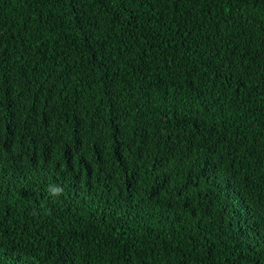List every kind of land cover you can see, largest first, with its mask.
Segmentation results:
<instances>
[{
	"label": "trees",
	"instance_id": "16d2710c",
	"mask_svg": "<svg viewBox=\"0 0 264 264\" xmlns=\"http://www.w3.org/2000/svg\"><path fill=\"white\" fill-rule=\"evenodd\" d=\"M0 264H264V0H0Z\"/></svg>",
	"mask_w": 264,
	"mask_h": 264
},
{
	"label": "clouds",
	"instance_id": "9594fccd",
	"mask_svg": "<svg viewBox=\"0 0 264 264\" xmlns=\"http://www.w3.org/2000/svg\"><path fill=\"white\" fill-rule=\"evenodd\" d=\"M54 194H56V195H59V194H61L62 193V188H60V187H55V188H53L52 190H51Z\"/></svg>",
	"mask_w": 264,
	"mask_h": 264
}]
</instances>
